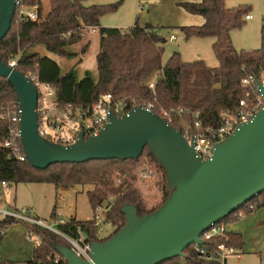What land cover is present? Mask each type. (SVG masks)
Wrapping results in <instances>:
<instances>
[{"label": "trees", "instance_id": "obj_1", "mask_svg": "<svg viewBox=\"0 0 264 264\" xmlns=\"http://www.w3.org/2000/svg\"><path fill=\"white\" fill-rule=\"evenodd\" d=\"M88 0H48V13L44 19L31 21L19 18L14 13L11 27L0 41V59L7 63L18 57L16 69L24 75L31 74L40 81L53 84L62 103H73L82 107L90 106L101 94L111 93L120 98L146 99L158 108L183 110V117L192 120L197 114L203 126H217L220 113L237 106L246 92L241 79L248 74H264V29L261 46L252 51L237 50L231 40L230 32L242 26L248 9L227 7L226 0L186 1L181 7L190 14L200 15L203 22L199 25L180 26L185 38L191 36L213 39L212 50L218 65L210 67L202 59L185 62L179 52L170 55L162 62L166 39L157 34L152 26H140L137 22L128 29L103 27L102 15L114 12L118 3L88 4ZM40 0H17V5L33 8ZM90 28L99 33V49L96 53V72L84 70L79 76L77 64L80 52L86 50L85 42L80 51L73 49L83 32ZM46 51L69 60L78 58L74 65H67L62 72L61 65L46 54ZM153 83V88L148 84ZM16 93L11 84L0 76V181L7 184L53 183L55 186L90 184L88 200L95 211L98 206H107L104 221L114 228L111 234L100 238L98 226L93 218L85 221L70 217L59 224L62 233L73 234L80 226L87 241H103L112 236L125 223L121 211L124 204H131L137 214L142 216L158 208L169 194L163 167L155 160L148 147L137 159L91 160L84 163H59L40 170L32 167L27 160L19 161L9 156L2 146L7 137L8 122L3 113L16 106ZM177 129L179 126L172 123ZM146 155L142 160L144 152ZM141 167L160 174V201L150 205L139 187L133 182L134 169ZM151 167V168H150ZM145 168H142L145 169ZM110 196L113 198L110 201ZM264 205V192L240 208L243 216ZM52 216L55 215L53 209ZM240 216L236 212L220 222H236ZM20 221L13 216L0 220V241L8 227ZM23 222V221H21ZM28 237H37L33 256L24 264H66L55 249V244L68 246L64 238L35 224L26 223ZM218 239L212 240L215 245ZM227 244L241 249L243 240L239 233L228 231ZM184 257H175L160 264H219L217 260L201 259L188 246ZM57 256V261L55 257ZM10 264H18L11 262Z\"/></svg>", "mask_w": 264, "mask_h": 264}, {"label": "water", "instance_id": "obj_2", "mask_svg": "<svg viewBox=\"0 0 264 264\" xmlns=\"http://www.w3.org/2000/svg\"><path fill=\"white\" fill-rule=\"evenodd\" d=\"M15 9L16 0H0V41L11 27ZM0 76L16 93L20 141L32 167L137 159L148 147L164 169L169 194L158 208L139 216L133 205L124 204V225L108 239L91 242L90 261L55 244L66 264H160L184 257L183 251L198 243L202 232L264 192V86L259 81L263 107L216 143L209 160H201L179 129L142 106L122 117L111 114L97 134L84 138L81 132L71 145L51 142L37 130L34 84L1 59Z\"/></svg>", "mask_w": 264, "mask_h": 264}, {"label": "rangeland", "instance_id": "obj_3", "mask_svg": "<svg viewBox=\"0 0 264 264\" xmlns=\"http://www.w3.org/2000/svg\"><path fill=\"white\" fill-rule=\"evenodd\" d=\"M186 1L188 0H145L141 4L142 0H88L85 4L118 3L114 12L101 16L100 25L103 27H117L125 30L133 26L135 22L140 26H152L157 34L167 40L162 55L163 63L172 53L179 52L181 59L185 62L202 59L210 67L217 66L218 61L212 50V38L199 36L185 38L179 29L180 26L195 25L189 23L190 20L200 18L199 15L187 13L181 7L180 4ZM225 4L230 8L245 7L248 9L247 14L252 15L250 20L243 17L242 26L231 30L233 46L244 52L259 48L264 29V0H226ZM36 10L40 14V20L44 19L48 13V0L47 2L42 1ZM171 35L176 36V40H170ZM85 42H88V45L85 52H80L78 58L81 57L82 59L76 68L80 77L83 76L84 70L96 72V53L99 49L98 31L85 30L82 39L74 45L73 49L79 52ZM46 54L61 65L62 72L68 69L67 65L69 67L74 65L78 59L69 60L48 51ZM146 152H144L142 160ZM141 163L133 171L135 176L133 182L139 187L150 205L157 204L160 201L161 176L157 171L155 173L152 170L153 176L139 180L140 171L147 166L144 165L140 169ZM92 189L93 186L90 184H73L70 186L24 182L8 184L7 188L0 187V211L14 213L22 207H32L36 215L50 223H52V218L68 221L70 217H73L76 220L85 221L94 216V210L87 195V191ZM112 199L110 196V201ZM53 209L55 210L54 216L51 215ZM100 214L103 216V213ZM246 215H250V213ZM1 216L0 213V220L3 218ZM18 222L17 226L11 229V231L13 230L12 233L10 229L8 230L11 233L8 239L5 241L1 239L0 241V264H10L11 262L24 264L27 259L33 256L37 237L33 235L32 238H29L26 224L21 221ZM113 229L110 223H105L102 219L98 225V236L103 238L111 234ZM23 230H25L24 233ZM244 241H247L244 246L245 251L236 249L240 258L230 256L226 259L225 264H264V210Z\"/></svg>", "mask_w": 264, "mask_h": 264}, {"label": "built area", "instance_id": "obj_4", "mask_svg": "<svg viewBox=\"0 0 264 264\" xmlns=\"http://www.w3.org/2000/svg\"><path fill=\"white\" fill-rule=\"evenodd\" d=\"M143 1L145 0H142L141 4H143ZM15 11L19 18L31 21L40 20V14L35 7L27 8L24 5H17V0ZM245 19H252V15L246 14ZM90 30L94 31L95 29L90 28ZM170 40H176V36L171 35ZM18 57L19 55L12 58L7 64L15 68ZM25 76L34 84L37 91L35 110L39 135L51 142L64 146L74 143L81 132L84 138L97 134L108 123L111 114L122 117L123 115H127L135 107L142 106L158 114L170 126L172 123H176L179 126L177 129L181 131L187 143L193 145L196 155L201 160H209L212 157L216 143L233 134L240 125L252 120L256 113L263 107V98L257 87V82L259 81L264 86V74L259 76L248 74L241 79V84L246 88L245 95L239 99L235 108L220 113V122L217 126H203L197 114H193L192 120H188L183 117V110L180 108L167 109L161 107L157 111H154L155 105L149 100L136 98L128 100L126 98L115 97L111 93L101 94L87 107L73 103H62L59 100L57 89L53 84L40 81L31 74ZM148 86L149 88H153V83H149ZM20 114L21 109L18 105L13 106L12 109L3 113L2 117L7 120L8 127L7 137L1 144L8 150L10 157L24 161L26 158L20 141ZM139 174L140 180L150 178L154 172L151 169L145 168ZM7 186L8 184L5 181H0V187L7 188ZM240 208L237 210V214L241 217L243 213L240 211ZM107 209L108 207L105 205L95 208L93 219L97 226L102 219L104 220ZM0 213L2 215L1 217L13 216L17 220L35 224L60 234L68 243V247L72 252L90 261L91 242L86 240L84 232L79 225L75 227L73 234H68L60 232L58 227H56L66 221L52 218V223L47 222L45 219L33 216L28 207H22L14 213L3 210ZM100 213H103V216ZM226 225L222 222L211 225L199 235L198 243L193 242L189 245L199 258L206 260L214 259L219 264H225L226 259L230 256L240 258L236 248L226 243L228 239ZM214 239H218L219 241L215 245H211L210 242ZM55 260L57 261V256Z\"/></svg>", "mask_w": 264, "mask_h": 264}, {"label": "crops", "instance_id": "obj_5", "mask_svg": "<svg viewBox=\"0 0 264 264\" xmlns=\"http://www.w3.org/2000/svg\"><path fill=\"white\" fill-rule=\"evenodd\" d=\"M47 2V0H40L41 2ZM188 1H192V2H199L200 0H188ZM39 6V5H38ZM38 6L35 7V9L38 8ZM188 13V12H187ZM190 14V13H189ZM195 15V14H192ZM200 16V15H199ZM203 22V18L200 16V18H192L190 20L189 23L195 24V25H199ZM96 31V30H94ZM30 209V212L33 216H36L38 218H40L38 215H36L32 209V207H28ZM21 209V208H20ZM19 209V210H20ZM264 210V205L261 207H258L257 209H255L252 213H250V215H245V216H241L240 219L236 222H232V223H228L226 225V228L228 231L231 232H237L241 235L242 240H243V246L240 249V251H245L244 246L246 245L247 241H244V238L247 236V234L250 232V230L252 229V226H254V224H256V221L259 220V218L261 217V213ZM17 223H19L18 221H16L15 223H12L9 227L8 230L10 229V232L12 233L11 229L15 228L17 225ZM7 230V232H8ZM5 233L4 236L2 237V240L5 241L8 239L9 235H11L10 232ZM23 233L25 232V230L22 231ZM28 236V235H27ZM35 241V239H33ZM28 253V252H27ZM28 258V257H27Z\"/></svg>", "mask_w": 264, "mask_h": 264}]
</instances>
